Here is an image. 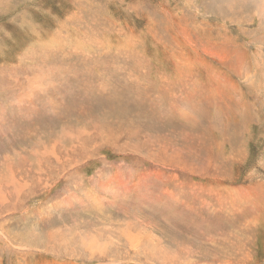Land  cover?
I'll return each mask as SVG.
<instances>
[{
	"label": "rangeland",
	"instance_id": "rangeland-1",
	"mask_svg": "<svg viewBox=\"0 0 264 264\" xmlns=\"http://www.w3.org/2000/svg\"><path fill=\"white\" fill-rule=\"evenodd\" d=\"M0 264H264V0H0Z\"/></svg>",
	"mask_w": 264,
	"mask_h": 264
},
{
	"label": "bare ground",
	"instance_id": "bare-ground-1",
	"mask_svg": "<svg viewBox=\"0 0 264 264\" xmlns=\"http://www.w3.org/2000/svg\"><path fill=\"white\" fill-rule=\"evenodd\" d=\"M262 7V5H260Z\"/></svg>",
	"mask_w": 264,
	"mask_h": 264
}]
</instances>
